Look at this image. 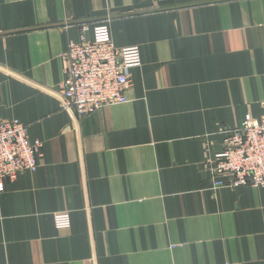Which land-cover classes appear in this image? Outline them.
Segmentation results:
<instances>
[{
	"label": "crops",
	"instance_id": "obj_1",
	"mask_svg": "<svg viewBox=\"0 0 264 264\" xmlns=\"http://www.w3.org/2000/svg\"><path fill=\"white\" fill-rule=\"evenodd\" d=\"M107 21L141 66L125 104L74 117L62 54ZM263 115L264 0H0V123L42 143L0 190V264H264V187L209 170Z\"/></svg>",
	"mask_w": 264,
	"mask_h": 264
},
{
	"label": "built area",
	"instance_id": "obj_2",
	"mask_svg": "<svg viewBox=\"0 0 264 264\" xmlns=\"http://www.w3.org/2000/svg\"><path fill=\"white\" fill-rule=\"evenodd\" d=\"M79 41L68 42L63 80L54 95L60 108L82 117L103 107L125 104L128 73L141 66L136 46L118 48L108 21L78 25ZM91 33L92 39L87 35ZM223 149L209 162L213 189L264 187V115L259 121L245 116L238 127L224 131ZM42 143L29 141L28 127L14 119L0 123V190L5 180L39 166Z\"/></svg>",
	"mask_w": 264,
	"mask_h": 264
}]
</instances>
